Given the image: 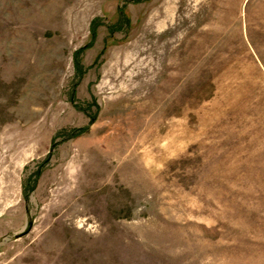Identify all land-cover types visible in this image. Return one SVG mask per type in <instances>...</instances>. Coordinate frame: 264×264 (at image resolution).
<instances>
[{
  "label": "rangeland",
  "instance_id": "374dc122",
  "mask_svg": "<svg viewBox=\"0 0 264 264\" xmlns=\"http://www.w3.org/2000/svg\"><path fill=\"white\" fill-rule=\"evenodd\" d=\"M0 264H264V0H0Z\"/></svg>",
  "mask_w": 264,
  "mask_h": 264
},
{
  "label": "water",
  "instance_id": "95a60500",
  "mask_svg": "<svg viewBox=\"0 0 264 264\" xmlns=\"http://www.w3.org/2000/svg\"><path fill=\"white\" fill-rule=\"evenodd\" d=\"M28 232H29V229H28V230H25V231H23V232H21V233L15 234V237H16V238H19V237H21V236L27 234Z\"/></svg>",
  "mask_w": 264,
  "mask_h": 264
}]
</instances>
